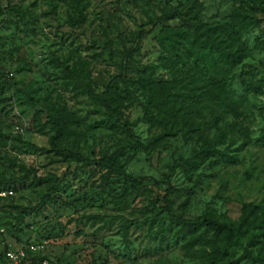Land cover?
Returning a JSON list of instances; mask_svg holds the SVG:
<instances>
[{"label":"rangeland","instance_id":"374dc122","mask_svg":"<svg viewBox=\"0 0 264 264\" xmlns=\"http://www.w3.org/2000/svg\"><path fill=\"white\" fill-rule=\"evenodd\" d=\"M0 4L7 7L0 15V258L12 249L25 264H220L201 229L178 232L171 223L164 173L176 216L201 220L210 209L236 223L252 204L234 257L254 236L250 249L264 258V0H80V11L72 0ZM174 10L180 17L167 18ZM235 11L257 19L232 44L241 63L221 69L195 61L177 34L223 23ZM140 30L148 31L141 54L126 59ZM166 33L173 48L155 39ZM109 86L125 98L119 109L134 136L111 125L114 117L87 88L104 96ZM214 94L229 95L237 112ZM36 109L66 125L60 149L91 159L114 153L132 177L158 182L147 180L124 203L123 178L56 153L53 129ZM218 129L224 139L204 160L169 171ZM136 139L146 151L133 147Z\"/></svg>","mask_w":264,"mask_h":264},{"label":"trees","instance_id":"16d2710c","mask_svg":"<svg viewBox=\"0 0 264 264\" xmlns=\"http://www.w3.org/2000/svg\"><path fill=\"white\" fill-rule=\"evenodd\" d=\"M74 7L81 10L80 0H72ZM7 7L0 4V15L4 14ZM167 18L180 17V12L174 10L172 13L166 15ZM257 19L248 14H243L239 11L233 12L230 19L216 25H201L193 29L191 33H188L182 37V33L177 34L180 38L186 40L187 46L189 47L191 54L194 56V60L198 62L211 61V63L221 69L226 67H234L241 63L244 55L237 50H233L232 44L240 38L242 33H247L251 28L255 27ZM148 31L140 30L136 36V42L133 48L126 50L124 52V57L126 59H132L133 57L139 56L141 54L142 42L147 37ZM162 47H174L176 43L170 34H163L155 38ZM181 45L183 42H179ZM185 46V45H184ZM167 67H169L166 64ZM153 72L152 69H150ZM0 74L4 75V69L0 66ZM243 80L244 85H252L253 83ZM264 87V86H263ZM88 92L91 97L98 101L102 106L106 107L112 116L114 117L111 125L113 127L119 128L126 132L130 136H134L131 124L126 121H122V115L120 112V106L123 105L124 97L120 94L116 87L109 86L106 90V95H98L93 92L90 87ZM215 98L220 101L222 106L228 111L237 112L236 102L227 94L222 96L214 94ZM34 114L38 117H42L45 122L51 125L53 129V135L50 138V146L62 157L72 158L81 163L80 168H86L98 165L101 168L106 169L107 173H112L123 178L125 184H128L130 192L123 198L125 203L132 192H135L140 186L146 185L147 180H151L154 183L157 180L150 177H132L124 169L123 165L120 163L119 159L114 153L106 157H101L98 159H91L89 157L83 156L78 152H73L68 149H60L59 144L62 141L66 133V125L61 122L58 118L51 116L44 110L36 109ZM210 114L215 122L222 120L221 113H214L210 110ZM224 139V130L218 129L215 133L214 140L207 143L206 141L201 145L200 150L190 157L183 158L177 157L173 159L172 163L167 165L169 171H173L175 167L184 164H194L196 159L199 161L204 160V158L211 152L215 145L221 143ZM133 147L139 148L142 151H146L148 144H142L138 139H136ZM14 163V162H12ZM197 164V163H196ZM22 171H27L21 165H17ZM164 180L160 183L165 186V193L163 200L165 202L164 210L168 214L171 223L177 228L178 232L185 231L187 233H193L198 230H202L198 237L203 239V242L208 244L212 249L213 253L216 254L218 258L222 261L220 264H241L243 261H250L252 264H264V258L257 257L253 254L250 249L251 245L255 242V237L251 236L247 239L246 244L243 246L242 252L234 257L233 245L240 240L245 231L248 229L250 223L247 222V217L250 213L254 212L255 207L252 204L246 206L247 213L242 214L240 220L236 223L229 221H219L215 213L207 209L204 212L203 218L201 220H191L185 219L180 216H176L172 213V202L169 198L173 191V187L169 180V175L163 174ZM21 179V178H20ZM61 178L56 177L55 181H60ZM46 198V197H45ZM45 200V199H44ZM39 206H43V202L35 206L33 209L37 210ZM102 219H106L102 217ZM260 222L264 224V218L260 219ZM125 225L133 224L138 226L140 224L137 220H126ZM264 228V227H263ZM210 232V236L206 237L204 233ZM197 237V238H198ZM6 251V250H5ZM0 258V264L4 263V253ZM214 264H217L214 262Z\"/></svg>","mask_w":264,"mask_h":264},{"label":"built area","instance_id":"2783aa9c","mask_svg":"<svg viewBox=\"0 0 264 264\" xmlns=\"http://www.w3.org/2000/svg\"><path fill=\"white\" fill-rule=\"evenodd\" d=\"M3 264H25L24 256L19 251L8 249L4 253Z\"/></svg>","mask_w":264,"mask_h":264}]
</instances>
